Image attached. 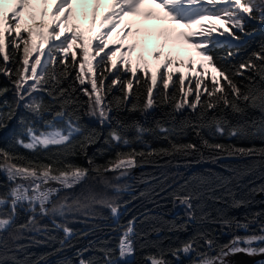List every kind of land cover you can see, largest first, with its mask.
<instances>
[{
    "label": "snow or ice",
    "instance_id": "snow-or-ice-1",
    "mask_svg": "<svg viewBox=\"0 0 264 264\" xmlns=\"http://www.w3.org/2000/svg\"><path fill=\"white\" fill-rule=\"evenodd\" d=\"M144 2L145 0H113V10L106 13L101 20L102 29L111 21L107 30L88 39L78 30V25H73L71 33L65 34L63 39L61 32L57 31L61 24H65L67 32L66 22L72 12L71 0H58L53 16L59 15L61 10L67 11L59 21L53 20L51 25L46 24L43 19L37 22L33 17V23L21 27L20 11L29 8L31 0H17V7L11 14L0 13V53H4L5 62V66H0V73L7 76L11 84V87L0 88V97H5L8 92H12L14 96L11 102L7 99L0 100V129L7 127V123L15 118L21 102H24V109L34 119L21 118V123L27 125L25 128L27 141L18 136L16 144L32 153H46L45 160L49 161L33 160L0 148V174L5 177L8 189L7 192L0 194V264H27V261L22 262L15 255L23 247L18 241L24 238L25 232L40 234L48 231L47 226L41 225L39 218L88 210L94 205L106 206L111 209L113 216H117L119 206L106 193L97 191V186L113 188L119 192L122 186L114 184L113 180L118 181L129 176L134 168L156 165L163 157L187 158L198 154L200 160L212 162L229 158L250 159L252 163L246 168L245 174L256 168H264V146L257 147L252 144L251 147H241L234 143H213L204 137L206 130L212 137L226 136L237 141L259 139L264 142V44L260 46L259 51L253 52L239 65L228 63L239 51L233 41L241 39L239 34H247V25L251 22L264 23V0H154L165 10L164 16L159 17L160 19H169L173 24L182 25L185 29H191L194 24L199 25L201 29L199 33H195L168 28L162 29L159 35L168 41L175 32L185 43L191 44L199 52L219 77L218 79L217 76H213L207 84L200 77L194 78L189 81V85L194 83V88L189 86L185 91L183 73L179 74L178 81H172L173 73L163 72L159 74L162 90L155 96L153 90L158 86L157 75L151 76L150 83L147 79L144 80L143 91L138 87L133 93L132 78H135L137 85L142 79L137 75L138 69L131 66L130 60H124L123 52L116 62H113L115 50L105 52V48L108 47L106 38L111 35L118 21L126 15H141V5ZM98 8L99 0L93 10L94 13ZM41 15L46 16L47 10L45 9ZM143 15L153 18L154 13L148 11ZM205 18L222 20L226 27L221 30L215 24L203 25L200 21ZM92 23L95 24V15L92 17ZM44 28L51 30L47 35L39 32V40L34 42L33 31ZM139 31L137 29V35ZM131 34L129 27L124 30L121 39L126 40ZM8 36H11V39H8ZM194 36H199L195 42L192 41ZM93 39L99 41L95 45V56L104 53L96 64L100 69L99 75L94 74L88 56L89 43ZM48 41L51 43L45 52L40 45ZM77 41L80 43L77 44ZM9 45L14 50L11 56L6 52ZM74 45L84 54L83 60L79 63V70H76L75 53H72L69 59L70 50ZM120 47L123 48V44ZM136 47L137 45L133 43L126 51L134 52ZM163 47L161 44V48ZM217 48H227L228 51L225 55L214 58L213 52ZM33 52L37 55L30 59ZM16 53H20V59H16ZM162 56L165 69L176 63L163 51L154 53L157 60ZM41 57L45 58L42 60ZM139 59L142 60L143 56L141 55ZM9 60L17 65L15 69L6 66ZM86 63L89 65L88 72L84 71ZM109 63L112 65L111 68L107 67ZM118 64L122 67H118ZM179 66L183 67V62H180ZM143 71L146 75L151 69L145 67ZM157 71L159 72V69ZM249 72L251 75H246ZM128 73L131 74L130 77ZM85 77H88L87 81ZM238 77L243 79L238 80ZM170 81L174 87L179 85L171 94L167 91ZM117 86L121 95L114 96L108 101L107 96ZM78 90L87 97L86 101H80L76 95ZM38 93L46 94L49 99L45 101L42 96L37 95ZM133 96L135 102L129 107L128 102ZM189 96L192 97L190 101ZM156 106H168L171 111L168 113L169 119L157 120L154 128H145L139 121L126 122L118 115L125 110L145 115ZM185 107L193 112L199 108L196 121L191 119L176 121V114ZM250 111L258 112L260 115L249 117ZM114 112L117 115H113ZM46 115L50 116V119H45ZM230 116L236 118L235 124L229 119ZM85 118L97 120L101 127L105 124H111L112 127L105 136L101 131L82 124ZM35 120L43 121L47 130L35 128L33 126ZM60 124L63 126H59ZM188 129L200 139L199 145L179 142V138L186 135ZM129 130L135 132L133 137L127 135ZM146 133L153 134L157 139L166 140L167 146L153 148L144 139ZM102 136L105 147L98 150V155H105L113 148L117 150L114 157L100 164L88 156L87 149L99 143ZM134 144H141L143 147L137 150L132 146ZM124 148L127 151L121 150ZM202 149L207 150V156ZM77 155H83L87 159V167L72 161V157ZM109 173L113 175L109 176ZM206 183L207 179H199V185ZM184 187H187V184ZM77 188L79 192L76 191ZM252 192L264 193V185L252 189ZM201 195L202 193L194 188L183 195L175 194L173 199L189 210L188 219L193 220L196 219L193 202ZM245 203V200L233 199L232 206L242 207ZM21 211L27 214V219L17 224L16 220ZM261 215L264 213H253L251 217L245 218L246 222H240L227 215H219L212 218V222L222 228L235 226L249 230L252 224H257L258 231L247 236H234L228 244L221 246L216 245L211 233L200 232L181 246L169 249L167 253L162 252L159 257L152 255L148 260L150 264H171L164 258L168 253L179 260L182 254L190 255L197 252V259L193 260L192 264H228L227 257L236 254L264 256V246H254L264 244V221L260 220ZM200 219L206 221L209 217L205 214ZM134 222L135 218L128 222L116 248L100 249L103 252L102 264H129V258L135 253ZM56 227H63L64 237L59 241L63 248L74 233L67 226ZM200 240L204 241L203 245L199 243ZM205 245L208 250L215 251L216 255H209L208 251H198ZM78 255L82 256L83 253L78 252ZM36 264H39V261ZM79 264L97 262L81 258ZM260 264H264V261Z\"/></svg>",
    "mask_w": 264,
    "mask_h": 264
},
{
    "label": "trees",
    "instance_id": "trees-1",
    "mask_svg": "<svg viewBox=\"0 0 264 264\" xmlns=\"http://www.w3.org/2000/svg\"><path fill=\"white\" fill-rule=\"evenodd\" d=\"M26 18H28L27 12L22 10L19 21L22 28L27 26L24 24L26 23ZM71 18L72 16L69 15L68 21ZM66 23H71L72 26L77 25V23L73 24V22ZM62 28L63 25H60L57 31H60ZM78 30L83 32L79 27ZM246 32L247 34H239L241 35L239 41H233L238 46L239 51L233 58H230L228 63L239 65L241 62L247 60L253 52L259 51L260 46L264 44V23L251 22L247 25ZM23 35L27 36L26 33H23ZM34 37L35 30L32 34V40ZM8 39H11V36H8ZM79 43L77 41V44ZM13 51L10 45L6 48V52L10 56ZM227 51V48L214 49V58L225 55ZM72 53H75L77 57L76 70H79V63L83 60L84 54L76 45L70 50L69 59ZM3 55L4 53H0V66H5ZM100 55L103 56L104 53H100ZM165 55H170L172 59L175 58L174 61L176 63L170 65V67L183 62L178 54L174 56L172 49L168 53H165ZM134 56V53L131 52L129 55L123 57L124 60L131 61V66L138 69L137 75L142 77L139 85L136 84L135 78H132L133 93H135L138 87L143 91L144 80L147 79L150 83L151 76L155 74L147 61L138 62L137 66L134 67ZM20 58V53H16V59ZM161 58L164 57L162 56ZM99 59L94 63L96 75L100 73V69L96 67ZM6 66L15 69L17 65L12 60H9ZM117 66L122 67L119 64ZM107 67L111 68V63ZM145 67L151 69V72L146 75L143 71ZM88 70L89 67L86 63L84 71L88 72ZM182 70L180 69L174 73L169 69H159V72H157L158 86L153 90L154 96L158 91L162 90V85L159 81L160 73L170 71L173 73L172 81H178L179 74L183 73ZM74 75L75 72H73ZM127 75L129 77L131 76L130 73ZM246 75H251V73H246ZM213 76H217L219 79L218 74L215 75L212 71L204 72L201 70V74L197 77L202 78L204 83L207 84ZM87 78L85 77L86 81ZM237 79H243V77H238ZM244 82L247 83L246 80ZM107 83L108 81H106ZM221 83H223L222 80ZM64 86L66 87L67 83ZM189 86L194 88V83L189 85V81L185 80V91H187ZM3 87H11V84L8 77L0 73V88ZM177 87H179L178 84L174 87L170 81L167 91L171 94L176 91ZM37 95L42 96L45 101L49 99L44 93H38ZM76 95L80 101L87 100V97L80 93L79 90ZM118 95H121V93L117 86L107 96V100L111 101L114 96ZM201 98L204 99V96ZM3 99H7L10 102L13 101V93L8 92L5 97H0V100ZM191 99L192 97L189 96L188 100L190 101ZM134 102L135 99L133 96L128 102L129 107ZM23 103L21 102L20 107L17 109L15 118L7 123V127L0 129V148L18 153L33 160L39 159L44 162H49L45 160L46 153H32L16 144L18 136L27 141V135L25 133L27 125L21 123V118L25 120L34 119L24 109ZM170 111L171 109L168 106H156L145 115H141L140 112H128L127 110L120 112L118 115L126 122L139 121L145 128H154L157 120L166 121L169 119L168 113ZM198 112L199 108L196 112H193L185 107L184 110L176 114V121L179 122L185 119L196 121ZM113 115H117V113L114 112ZM259 115L258 112H249V117ZM45 119H50V116L46 115ZM229 119L233 124L236 123V118L230 116ZM81 123L88 128H95L101 131L105 136L112 127L111 124H105L101 127L97 120L88 118H85ZM33 126L37 129L47 130L41 120H35ZM59 126L62 127L63 125L60 124ZM127 135L133 137L135 132L129 130ZM204 137L213 143H234L241 147H251L252 144H255L257 147L264 146V142L259 139L253 141H237L235 138L229 139L226 136L212 137L206 130L204 131ZM103 138L102 136L99 143L87 149L88 156L93 157L100 164L104 163L110 157H114L115 151L117 150L113 148L105 155H98V150L105 147ZM144 139L153 148L167 146L166 140L157 139L151 133H146ZM173 139H176V137H173ZM179 142H191L198 145L201 143L200 139L195 136V133L191 129H188L187 134L179 138ZM132 146L137 148V150L143 147L141 144H134ZM121 150L127 151L126 148ZM202 151H204L205 156L208 155L207 150L202 149ZM72 161L85 167L88 166L87 159L83 155L72 157ZM251 163L252 160L250 159L240 158L221 159L217 162H212L211 160H200L197 154L187 158L163 157L158 160L156 165L134 168L131 170L129 176L118 180V183L120 182L119 185L122 186L119 192L113 188L106 189L102 186H97V191L106 193L119 206L117 216H113L111 209L106 206L94 205L91 209L76 211L73 214L67 215V217L51 218L48 216L39 218L41 225L47 226L48 231L40 234L25 232L24 238L18 241V244L23 247L15 255L20 261H27V264H36L37 261H39V264H79L81 258L102 264L103 252L100 249L116 248L122 231L133 218H135V236L133 237L135 253L133 258L129 259V264H150L148 257L152 255L159 257L162 252L167 253V250L181 246L184 242L200 232L211 233V238L215 240L218 246L228 244L234 236H247L253 234V232H257L258 225L252 224L249 230L236 228L235 226L232 228H222L219 224L213 223L212 218L218 217L219 215H227L240 222H246L245 218L251 217L253 213H264V193L256 194L252 192V189L264 185V168H256L249 174H245L246 168ZM108 175L111 176L113 174L109 173ZM201 178L207 179L208 183L202 186L199 185V179ZM122 182H126V185ZM6 183L5 177L3 174H0V194L7 192ZM113 183L117 184V181L113 180ZM186 184L187 187H184ZM194 188L200 191L202 195L193 202L196 219L189 220V210L185 206L180 205L178 201H174L173 197L177 193L183 195L186 191H191ZM76 191L79 192V188ZM142 193L143 195H141ZM216 197H220L221 199L217 200L215 199ZM233 199L245 200L246 203L242 207H233ZM205 214L208 215L209 219L202 221L200 218ZM26 219L27 214L21 211L16 223H23ZM260 220L264 221V215H261ZM56 225L67 226L74 233L68 244L63 248L59 243L64 237L63 227H56ZM157 233H161V235H156ZM199 243L203 245L204 241L200 240ZM254 246H264V244ZM85 249L87 251H84ZM198 251H208L209 255H216V252L208 250L206 245L199 248ZM78 252H82L83 255H78ZM237 255L240 258L246 256L242 253L233 256ZM164 258L170 261L171 264H192V261L197 259V252H193L190 255L182 254L179 260H176L170 253L166 254ZM249 258L252 257L248 256L246 260L248 261ZM261 261H264V257L250 264H260ZM240 262H242V259L232 264H241Z\"/></svg>",
    "mask_w": 264,
    "mask_h": 264
},
{
    "label": "rangeland",
    "instance_id": "rangeland-1",
    "mask_svg": "<svg viewBox=\"0 0 264 264\" xmlns=\"http://www.w3.org/2000/svg\"><path fill=\"white\" fill-rule=\"evenodd\" d=\"M55 3L52 1V0H48V5L47 7L45 6L44 10H54L55 8ZM97 6V5H96ZM96 6L93 8V9H89L87 7H85V5H79V4H76V3H73L71 4V8H72V12H71V16H72V20L70 19V21L67 20V22H73L74 23H77L78 27L82 28L81 30L84 32V36L86 39L88 38H92V37H95L97 33L101 32V31H106L107 30V26H108V23H111V21H108V23L105 24L104 28L102 29L101 28V20L103 18V16L105 15L104 13H102V10L100 9V6L98 8L97 11H95L94 13V9L96 8ZM17 5L15 6L14 9H11V10H7V9H2L0 7V13H3V14H11L15 9H16ZM53 7V8H52ZM153 8H150L149 11H152ZM42 10V12L44 11ZM25 12H27V15H28V18H26V23H24L25 25H28V24H31L33 23V17L35 18V21H40L41 19L44 20V22L46 24L50 23L52 24L53 20H56V21H59L66 13L67 9H64V10H61V12L59 13V15L57 16H53V12L51 14V16L49 17V20L47 19H44V18H40V11H37V9H31L30 7L27 8V9H24ZM21 13V11H20ZM143 13H145L143 11ZM142 13V15H143ZM93 15H95V24L92 23V17ZM129 16V15H128ZM131 18H134L135 16H129ZM125 18V17H124ZM140 28H139V35H137V30L136 32H132V34L129 36L130 38H132L133 40L131 41L130 38H129V42L130 43H135L137 45L136 47V50L134 51V67L137 66L138 62H149L150 64V67L151 66H156L157 69H161L163 67V62H164V58H160L159 60L155 59L154 57V54L153 55H150L149 53H151L152 51H155V50H164V47L161 48V44H163L164 42V46L166 49H172L174 51H177L178 49H184L185 51L183 52V54L189 58L190 57V53L192 54V59H188L187 62H185V65L184 67H173L172 68L169 66L167 69L171 70L172 72L176 73L178 70L180 69H183L182 72L185 76V80H193L194 78H197V76L199 74H201V70L199 69L198 67V63L199 62H202V61H205L203 59V57H201L199 55V52L193 48L191 46V44L189 43H185L183 41L182 38H179L177 36V34L175 32H173L171 34V39H169L168 41H165L163 37H158V32L159 30L166 24V26L163 28V29H168V28H175V29H179L182 27V25H179V24H173L172 22H170V20L166 23H162L163 25L161 26H156L155 25V21H156V17L153 19V20H148L144 17V15L140 18ZM132 19H127V20H119L116 27L112 30L111 32V35H109L107 38H106V43L108 45V47H110L112 49L113 46L110 45V43H112V41H114L115 39H120V44H123V46H129L131 44H125L124 43V40L121 39V37L123 36V32L124 30H126ZM215 20V19H214ZM132 21H137V20H132ZM131 21V22H132ZM216 21V24L221 28V30L225 27L224 26V23L222 22V20H215ZM170 22V23H169ZM88 23H90V25L88 26ZM136 23V22H135ZM169 23V24H168ZM213 25V24H212ZM71 26L72 24L71 23H68L67 25V32L65 31V28H62L60 29V32H61V39H63L64 35L65 34H69L70 32V29H71ZM149 27H152L151 30H149ZM89 29V33H88V30ZM185 29V28H184ZM44 30H46V28L44 29H35V37L33 39V41H38L39 40V36H38V33L39 32H44ZM51 29L48 30V32L50 31ZM119 31V34H117L116 32ZM191 32H197L196 31V28L193 27L191 30ZM93 34L91 37L88 36L87 38V35L88 34ZM214 35H218V33H214ZM193 38V37H192ZM149 40H156L157 43L159 44H154L153 47L151 48L149 45H148V41ZM193 42H195L194 40H192ZM58 42V41H57ZM46 43H48L47 47H46ZM51 41H48V42H45L43 44L40 45L41 48H43L45 50V52L47 51V48L48 46L50 45ZM99 43V41H96V40H90V43H89V47H88V56H89V53L92 52V58L95 57V60H97L98 58H100V56H95V45ZM34 46V45H33ZM46 47V48H45ZM120 47V46H118ZM167 51V50H166ZM35 55H37V53L33 52V56L30 58H34ZM143 56V59H139L140 56ZM45 57H41V59L43 60ZM119 58H114L113 61H118ZM189 61H191V66H189ZM194 64V65H193ZM205 66L207 68H212V72H214L215 75H217L215 69L210 66L209 64H205ZM89 67V65H88ZM93 72L94 74L96 75L95 73V70H94V66H93ZM158 71H154V73H157ZM208 72V71H206ZM135 177V176H134ZM135 179V178H134ZM120 183V182H119ZM118 181H117V184H119ZM123 184L125 183L126 185V182H122ZM74 212L76 211H73V212H70V213H67L65 215H56V216H50L51 218H54V217H67V215L69 214H73ZM248 257V255L246 256H242L241 258L237 255V256H229L227 257V261H228V264H232V263H236L237 261H240V259H242V262H240L241 264H248V261L246 260ZM251 257H256V256H251ZM132 257H130L129 259H132ZM250 259V258H249Z\"/></svg>",
    "mask_w": 264,
    "mask_h": 264
},
{
    "label": "bare ground",
    "instance_id": "bare-ground-1",
    "mask_svg": "<svg viewBox=\"0 0 264 264\" xmlns=\"http://www.w3.org/2000/svg\"><path fill=\"white\" fill-rule=\"evenodd\" d=\"M52 1L55 3V5L58 3V0H52ZM112 2H113V0H99V6H100V9L102 10V13L106 14V13H109L113 10ZM73 3L79 4V5H85V7L89 8V9L90 8L93 9L97 5V0H71V4H73ZM157 4L158 3L154 2V0H145L144 4H142V8H143L144 12H147V11H149L150 8L155 9ZM16 5H17V0H0V7L2 9L11 10V9H14ZM47 5H48V0L46 3L44 2V0H31L30 8L31 9L34 8V9H37V11H40V16H39L40 18H44V19L49 20V17L51 16L53 9L52 10L48 9L46 16L41 15L42 10H44L45 6L47 7ZM158 12H159L158 18L155 21L156 26L161 25V22L166 23L169 20L166 18L165 19L159 18V17L164 16V12H165L164 9L161 11H158ZM123 19L125 20L124 17H123ZM48 25H51V24L48 23ZM89 25H90V23H88V26ZM191 29H187V31H190ZM48 30H49V28H46V30H44L45 35L48 34ZM87 30L89 33L90 32L89 29H87ZM92 35H93L92 33L88 34L87 38H88V36L91 37ZM130 40L132 41L133 39L130 38ZM154 44H159V43H157L156 40H149L148 41V45L150 47H153Z\"/></svg>",
    "mask_w": 264,
    "mask_h": 264
},
{
    "label": "water",
    "instance_id": "water-1",
    "mask_svg": "<svg viewBox=\"0 0 264 264\" xmlns=\"http://www.w3.org/2000/svg\"><path fill=\"white\" fill-rule=\"evenodd\" d=\"M91 65H92V69H93V64L91 63ZM156 235H161V233H157ZM264 256H256V257H252V258H250L249 260H248V263L250 264V263H252V262H254V261H256V260H259V259H261V258H263Z\"/></svg>",
    "mask_w": 264,
    "mask_h": 264
}]
</instances>
